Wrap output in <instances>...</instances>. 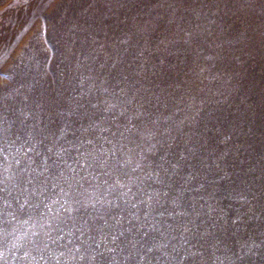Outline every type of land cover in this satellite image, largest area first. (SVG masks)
Returning <instances> with one entry per match:
<instances>
[{
  "label": "rangeland",
  "instance_id": "374dc122",
  "mask_svg": "<svg viewBox=\"0 0 264 264\" xmlns=\"http://www.w3.org/2000/svg\"><path fill=\"white\" fill-rule=\"evenodd\" d=\"M0 264H264V0H0Z\"/></svg>",
  "mask_w": 264,
  "mask_h": 264
}]
</instances>
